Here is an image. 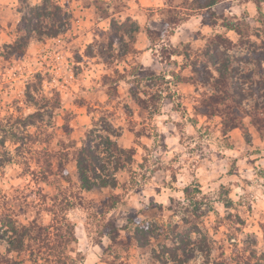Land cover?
Instances as JSON below:
<instances>
[{
    "label": "rangeland",
    "instance_id": "1",
    "mask_svg": "<svg viewBox=\"0 0 264 264\" xmlns=\"http://www.w3.org/2000/svg\"><path fill=\"white\" fill-rule=\"evenodd\" d=\"M42 1L0 0V223L10 228L0 227V254L14 227L25 237L11 253L19 264L66 254L69 264H264V131L247 118L225 135L222 118L200 107L223 62L243 66L233 56L253 59L247 46L264 59V0H53L66 31L18 52L22 19ZM169 11L180 24L196 16L199 30L171 27L135 48ZM127 18L128 38H116L113 22ZM224 21L238 22L249 45ZM218 35L231 43L214 52ZM163 48L181 55L169 60ZM248 69L237 91L264 95ZM94 139L107 169L108 139L135 152L98 178L117 187L81 188L76 152ZM112 228L124 231L117 243L102 235Z\"/></svg>",
    "mask_w": 264,
    "mask_h": 264
},
{
    "label": "trees",
    "instance_id": "2",
    "mask_svg": "<svg viewBox=\"0 0 264 264\" xmlns=\"http://www.w3.org/2000/svg\"><path fill=\"white\" fill-rule=\"evenodd\" d=\"M219 2H221V0H208L203 8L214 7ZM30 8L31 14H29V16L25 15L22 19L24 34L17 39V42L15 44L17 46L16 51L18 52L25 49L28 42L31 41L32 38H35L39 42H42L46 39H54L66 31V28L63 29L64 26H68L69 16L64 12V9L53 0H43L41 4ZM168 14L170 16L167 22L164 24L165 28L168 29L170 27L178 26L181 22L179 16L174 11H169ZM123 21L126 22H123L121 24L120 22L115 21L112 24V30L114 31L113 33L115 34L116 38L119 37L120 33L123 35V37L128 38L127 24L129 22H132V20L130 18H127ZM239 26L240 25L238 24V22L233 21H226L223 25V27L227 28L228 31L237 33L240 36L241 44L243 46H247L249 45V41L244 36L243 30H241ZM138 32V27H136L134 30V34ZM163 33H166V31L159 32L149 30L148 36L150 40L153 39V42L157 39L162 40L164 37ZM216 38L219 41L220 46H213L214 52H218L220 47L224 49L229 48V46L226 45H229V43H231V40L223 38L221 35L216 36ZM245 38L246 42L248 41L247 43H245ZM247 47L249 49H247V51L249 52V55L253 56V59L252 57H249L250 61H248L247 59L248 62L244 63V60H237V58H234L233 56V60H235L236 63L241 62V65H243L239 68H232V66L230 65L231 61L228 63L223 62V70H221L220 68L216 70L218 78L213 81V86L215 87L214 92L208 95L207 98H205L200 104L201 109L203 108L202 113L204 114V116H219L222 118V123L225 126V135L229 134L233 130L241 128L243 126L242 123L244 122V119L247 118L252 119L253 125L257 127V130L260 133L264 131V95H259L258 93L252 94L254 103L252 102V105H248L246 104V102L249 101L250 97L252 96L248 97L246 94H243L242 91H237L240 90L238 84H242L243 82H245V79H243L242 76L247 75L245 73L247 67H250V70H248L253 74V76L255 74L258 77V80L251 81L252 85H261L260 82H264V59H259L260 56L257 55L259 50L255 49V47ZM162 52L166 58H169V60L172 56L181 55L175 49H171V51H169L168 48H163ZM207 55L208 54H205V56ZM206 63H210L211 66L218 65V63H215L211 60ZM203 65L205 64H202V66ZM205 68L208 69L207 65L205 66ZM257 71H261V73ZM193 72L198 74L197 69H195ZM206 82H209V80H206L204 84ZM95 140L97 139L89 140V142L86 143L84 147L78 149V151L76 152V163L81 180V188L83 190L90 191L98 187H117V181L109 184L108 182H100L98 178H108V170L112 172L113 177H115L117 173H119L121 170H124L126 168V165L130 164L133 161L135 152L132 149H123L118 145L116 141H111L110 139H108L107 144H109V147L111 149L109 157L110 165L112 166L107 169L100 165L99 156L101 152H97V150L99 149L98 146H96L95 149L92 147V143H94ZM47 166L49 169L48 173H52V164L48 163ZM0 227H2L3 229L7 228V230H5L6 233L7 231H10V228H8L9 226L4 227L2 223H0ZM11 229V232L14 236L12 238L6 234L9 239V241L6 242L7 254H0V264H19L16 259L11 257V253H20L24 249L25 237H21L22 234H20L19 237L16 228L12 227ZM68 231L70 232L72 240L75 241V232L72 231L70 227H68ZM122 232L124 231L120 230L119 228H112L106 229L102 235L108 237L112 243H117ZM13 240H15V242ZM69 240L71 239L69 238ZM71 259L72 258L66 254L64 256L56 257L55 263L69 264L68 261H71ZM46 262L48 263L49 260H46Z\"/></svg>",
    "mask_w": 264,
    "mask_h": 264
},
{
    "label": "crops",
    "instance_id": "3",
    "mask_svg": "<svg viewBox=\"0 0 264 264\" xmlns=\"http://www.w3.org/2000/svg\"><path fill=\"white\" fill-rule=\"evenodd\" d=\"M143 1H145V0H139V2H138V4H136L137 6H140V5H143V3H145V2H143ZM155 2H156V0H155ZM149 4L150 3H153V1L152 0H149V2H148ZM182 24V23H181ZM181 24H179L178 26H176V27H178V30L176 31V33H175V35H178V32L180 31V29L181 28H183V27H185L186 29H188V30H191L192 32H196V30L195 29H198L199 30V28H200V22H199V20H198V18H196V16H193V17H191L188 21H186L185 23H183L182 25ZM181 25V26H180ZM193 25H197V28L195 27L194 28V26ZM171 28V27H170ZM151 29V28H150ZM152 31H159V32H164V31H168L169 30V28L167 29V28H165V26L162 24V27H160L159 29H157V28H155V29H151ZM173 34H174V31L172 32ZM142 34V33H141ZM140 34V35H141ZM142 36V35H141ZM148 36V35H147ZM144 38V39H143ZM177 38V36H175V39ZM141 39H143L144 41H146V44H145V42L143 43V45H140V43L139 42H136V44H135V48H137L138 50H142L143 52H144V50H143V46H148V42H147V39H149V36L147 37V38H145V37H141ZM151 42V41H150ZM146 52V51H145Z\"/></svg>",
    "mask_w": 264,
    "mask_h": 264
}]
</instances>
